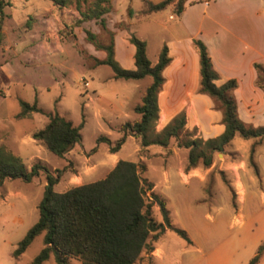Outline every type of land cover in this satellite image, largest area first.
Returning a JSON list of instances; mask_svg holds the SVG:
<instances>
[{"label":"rangeland","instance_id":"obj_1","mask_svg":"<svg viewBox=\"0 0 264 264\" xmlns=\"http://www.w3.org/2000/svg\"><path fill=\"white\" fill-rule=\"evenodd\" d=\"M3 2L5 5L0 12V145L19 156L28 170L35 163L44 165L51 174L66 168L53 187L55 192L62 193L103 179L120 159L144 163L146 171L142 177L153 185L152 191L146 192L147 198L151 200L152 194L163 198L172 223L195 243L189 245L176 233L166 231L153 243L154 250L161 246L163 251L155 260L151 254L155 264H225L228 251L240 245L248 246L250 236L257 238L264 233V184L257 166L255 172L250 165V150L245 153L242 146L235 145L243 141L239 137H235L234 144L229 143L223 153H214L208 168L200 164L193 168L194 178L189 176L192 169L185 170L188 150L177 148L174 140H170L167 148L142 149L139 140L127 137L114 154L108 151L107 144L96 142L100 136L112 143L120 140L121 125L139 119L133 107L140 103L151 78L113 79L108 66L96 64L95 51L98 50L86 40L85 31L95 34L97 41L103 44L109 43L111 34L113 39L116 37L114 58L123 68L130 66L125 59L131 46L129 34L146 43V56L154 61L159 47L170 40L163 28L171 23L168 11L141 18L138 12L143 8L142 0H112V10L105 16L106 29H101L94 21L76 27L74 22L79 16L74 8H59L50 0ZM129 6L133 10L131 17L127 15ZM261 28L264 34V20ZM19 101L28 104L36 101L44 113L18 118ZM212 107L220 112L213 102ZM182 111L187 123L186 111ZM48 113H57L73 126L80 127L79 143L64 157L52 154L43 143L32 138L34 132L47 124ZM185 129L193 138L206 140L201 127L193 125L188 129L185 124ZM235 181L245 186V201ZM45 185L43 174L30 182L6 179L0 185V264H30L43 248L40 235L19 258L13 257L18 242L37 221V206ZM152 216L161 222L156 206L152 208ZM220 242L230 246L226 252L207 253ZM196 244L202 246L205 254L198 251ZM146 257L142 255L136 264H146ZM44 264L56 263L50 256ZM70 264L81 262L72 258Z\"/></svg>","mask_w":264,"mask_h":264},{"label":"trees","instance_id":"obj_2","mask_svg":"<svg viewBox=\"0 0 264 264\" xmlns=\"http://www.w3.org/2000/svg\"><path fill=\"white\" fill-rule=\"evenodd\" d=\"M50 1L59 8L73 7L79 16L74 22L76 27L94 21L101 29H106L105 16L112 10V0ZM187 2L188 0H142L143 8L138 15L147 18L172 7L174 15L179 16ZM4 5L3 0H0V12ZM127 15H133L130 6ZM85 37L96 50L105 52V58L95 59V62L97 65L108 66L113 79L138 81L151 78L140 103L133 107V112L139 119L121 125V139L112 143L105 136L97 138V143L107 144L111 154L118 152L127 137L139 140L142 149L149 146L167 148L170 140H174L177 148L188 150L185 170L189 171L199 164L208 168L212 164L213 154L223 153L235 136L242 140L264 142V126L247 125L238 117L233 94L237 82L231 79L219 86L215 84L219 76L213 69L202 41L192 40V47L199 60L198 93L207 96L217 105L224 127L219 136L206 140L193 138L192 133L185 129L186 117L183 111L175 115L159 132L155 129L159 117L158 94L165 82L162 73L171 61L166 45L161 47L156 63L151 65L146 56V43L129 34L128 43L134 47V69L130 70L121 67L115 60L112 34L107 44L98 42L96 35L87 30ZM253 67L257 76L255 86L264 93V65L254 63ZM19 106L18 118H26L32 113H44L36 101L33 104L19 101ZM46 116L47 124L34 132L32 138L43 143L52 154L64 157L79 143L80 127L73 126L57 113H48ZM254 148L252 146L250 149L249 161L257 172L252 161ZM65 171L66 168H63L51 174L40 163L33 164L28 170L19 156L5 145H0V185L6 179L30 182L39 174H43L46 180L37 206V221L18 242L13 252L14 258H19L40 235L43 248L30 264H44L50 256H53L56 264H70L72 258L78 259L81 264H136L142 259V255L147 256L146 264H155L151 255L154 251L153 243L166 231L176 233L192 245L188 234L172 223L165 200L155 194L151 195V200L147 198L146 192L152 191L153 185L142 177L146 171L144 163L120 159L103 179L57 193L53 187ZM153 206L158 208L161 222L154 220ZM263 254L264 243L258 247L248 264H258Z\"/></svg>","mask_w":264,"mask_h":264},{"label":"crops","instance_id":"obj_3","mask_svg":"<svg viewBox=\"0 0 264 264\" xmlns=\"http://www.w3.org/2000/svg\"><path fill=\"white\" fill-rule=\"evenodd\" d=\"M166 11L171 23L163 28L170 40H165L163 44L168 48L171 61L162 73L165 82L158 94L157 131L180 111L185 110L188 120L186 128L193 125L201 127L205 139L215 138L223 132L221 112L213 110L212 101L198 93L199 60L192 47L193 39L202 41L206 46L213 69L219 76L215 82L217 86L231 79L237 82L233 94L239 119L253 127L264 126V93L255 86L257 76L253 67L254 63L264 65V34L261 28L264 0H188L179 16L174 15L172 7ZM114 40L116 55V37ZM161 47L162 45L154 61H149L151 65L156 63ZM95 55L98 60H103L106 56L104 51H95ZM133 55L134 47L131 45L125 58L130 66L124 68L134 69ZM235 137L230 144H234ZM255 143L253 163L264 184V142L249 139L235 145L242 146L243 151L248 153ZM193 171L189 172L191 178L195 177ZM234 183L245 201V186L240 181ZM262 197L264 199V195ZM241 217L243 219V215ZM249 240L248 246L240 245V248L228 251L225 264H248L264 242V233L257 238L250 236ZM224 244L220 242L213 245L207 253L226 252L230 246ZM196 246L198 251L205 254L201 245ZM162 252L161 246H157L152 253L154 260L160 258ZM258 264H264V254Z\"/></svg>","mask_w":264,"mask_h":264}]
</instances>
